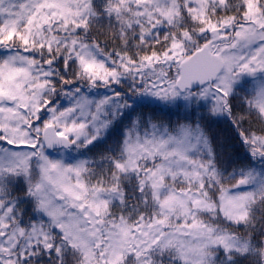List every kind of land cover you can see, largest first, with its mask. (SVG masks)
<instances>
[{"label": "snow or ice", "instance_id": "obj_1", "mask_svg": "<svg viewBox=\"0 0 264 264\" xmlns=\"http://www.w3.org/2000/svg\"><path fill=\"white\" fill-rule=\"evenodd\" d=\"M0 264H264V0H0Z\"/></svg>", "mask_w": 264, "mask_h": 264}, {"label": "trees", "instance_id": "obj_2", "mask_svg": "<svg viewBox=\"0 0 264 264\" xmlns=\"http://www.w3.org/2000/svg\"><path fill=\"white\" fill-rule=\"evenodd\" d=\"M217 131L221 134L222 138L225 137H230L231 133L228 131L227 126L226 125H221Z\"/></svg>", "mask_w": 264, "mask_h": 264}]
</instances>
